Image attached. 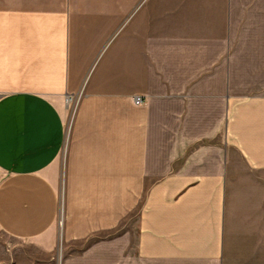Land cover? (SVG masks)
<instances>
[{
    "label": "crops",
    "instance_id": "obj_1",
    "mask_svg": "<svg viewBox=\"0 0 264 264\" xmlns=\"http://www.w3.org/2000/svg\"><path fill=\"white\" fill-rule=\"evenodd\" d=\"M248 50L264 51V0H0V264H29L16 242L54 259L84 239L66 260L102 264L113 242L115 264H264Z\"/></svg>",
    "mask_w": 264,
    "mask_h": 264
},
{
    "label": "rangeland",
    "instance_id": "obj_2",
    "mask_svg": "<svg viewBox=\"0 0 264 264\" xmlns=\"http://www.w3.org/2000/svg\"><path fill=\"white\" fill-rule=\"evenodd\" d=\"M130 21V19L128 20ZM131 27V21L125 24L124 30ZM262 48V45H260ZM236 88L237 93L240 92L241 94H245L250 92L253 89H264V51L263 50H248V51H237L236 53ZM263 91V90H262ZM264 93V92H263ZM263 93H259L262 95ZM80 92L77 93H66L65 95V104L68 110L67 114V130L69 129L72 118L74 116L75 110L77 108L79 99H80ZM219 139L222 140V134L219 136ZM231 155L239 157L240 153L238 149H231L229 150ZM134 213V211H133ZM131 212V214H133ZM130 214V215H131ZM129 215V216H130ZM115 233V228L109 229L107 231V235L111 237ZM91 240V239H90ZM90 240H78V241H71L65 243L64 247L62 244H59V248L55 251V258H50V254L47 253L43 256L39 252V250L29 244L26 241L16 242L14 243V247L17 250L16 256H22L21 252L27 253L32 256V259L24 258L19 259L29 264H65V262L71 261V264H94L96 261L91 260L89 258H73L71 260H66V255L68 254H77L81 251L86 250L85 248L88 246ZM10 242H15V239L11 237H5L4 235L0 234V252L4 250L8 246H12L9 244ZM16 245V246H15ZM115 243H109V253L108 259L106 261H102V264H115V251H114ZM39 252V253H38ZM38 254L39 257L43 256L41 259H36L35 255ZM73 257V256H72ZM45 258V259H44ZM0 262H5L0 259ZM94 262V263H93ZM100 262V261H98ZM97 262V263H98Z\"/></svg>",
    "mask_w": 264,
    "mask_h": 264
},
{
    "label": "built area",
    "instance_id": "obj_3",
    "mask_svg": "<svg viewBox=\"0 0 264 264\" xmlns=\"http://www.w3.org/2000/svg\"><path fill=\"white\" fill-rule=\"evenodd\" d=\"M133 99H134L135 102L143 101V98L139 94H135Z\"/></svg>",
    "mask_w": 264,
    "mask_h": 264
}]
</instances>
